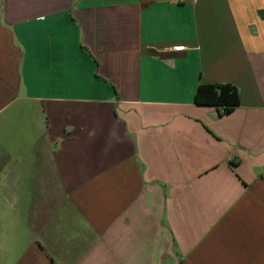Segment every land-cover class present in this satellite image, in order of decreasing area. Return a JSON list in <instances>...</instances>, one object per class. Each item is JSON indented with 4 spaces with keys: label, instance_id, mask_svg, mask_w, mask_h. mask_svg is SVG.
<instances>
[{
    "label": "crops",
    "instance_id": "obj_1",
    "mask_svg": "<svg viewBox=\"0 0 264 264\" xmlns=\"http://www.w3.org/2000/svg\"><path fill=\"white\" fill-rule=\"evenodd\" d=\"M0 264H264V0H0Z\"/></svg>",
    "mask_w": 264,
    "mask_h": 264
},
{
    "label": "trees",
    "instance_id": "obj_2",
    "mask_svg": "<svg viewBox=\"0 0 264 264\" xmlns=\"http://www.w3.org/2000/svg\"><path fill=\"white\" fill-rule=\"evenodd\" d=\"M194 104L216 107L220 116H226L240 105V94L233 84H200L194 95Z\"/></svg>",
    "mask_w": 264,
    "mask_h": 264
}]
</instances>
